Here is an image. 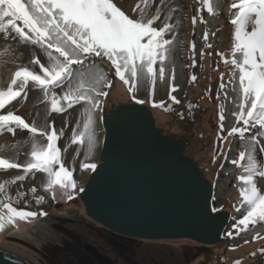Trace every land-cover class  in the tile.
I'll return each instance as SVG.
<instances>
[{"label":"rangeland","instance_id":"374dc122","mask_svg":"<svg viewBox=\"0 0 264 264\" xmlns=\"http://www.w3.org/2000/svg\"><path fill=\"white\" fill-rule=\"evenodd\" d=\"M113 2L122 8L128 7L131 2L136 3V8L130 12V18H140L143 15L146 21L157 17L153 23V27L157 29L165 23L170 25L171 31L164 34L165 39L173 42L168 46L170 51L164 62L165 76L163 80L160 79V65L157 62L154 66L157 72L154 85L146 79L144 87L137 80L134 90L129 91L130 85H125L115 76L114 66L106 57H91L84 67L73 66L72 78L56 85L47 95L30 82L20 98L0 110V114L12 111L38 129L35 134L19 128L14 133L6 130L0 132V145L3 144L0 158L21 166L0 169V184L4 185L0 191V202L11 203L17 209L37 213L35 217L27 220L17 218L15 224H6L0 231V248L20 254L35 264H49L54 254L63 251L80 253L83 260L85 259L84 264H91L86 250H83L84 244L93 245L97 250L102 248L109 255H117L112 252L118 249V244L106 240L107 231L85 214L79 198V189L84 188L92 169H83L81 164L99 162L105 133L102 115L124 103L144 101L141 104L151 109L156 126L163 133L174 135L180 142L182 140L184 153L195 161L202 176L212 183H217L213 202H223L224 209L230 213L229 220H232L228 221L229 226L223 232L228 242L199 246L187 238L145 239L141 249L164 246L169 250L168 254L161 255L163 259L154 253L149 254L155 258L153 264H264L263 259H260L263 257L261 254L264 255V222L256 223L258 225L253 228L255 232L251 233L248 239H240L238 235L243 236L241 230L250 231L252 224L247 228L243 225L233 227L247 213V205L242 203L239 195L241 182L238 177L246 174L242 165L248 161L247 155L240 161L239 153L249 151L253 138L256 141L254 159L258 165L257 171H264V132L254 126L245 132L243 138L239 133L229 135L235 124L243 127V122L237 121L234 115L240 110L242 98V93L238 90V70L235 83H230L234 66L224 62L225 59L230 61L232 58L235 29L230 20L234 18L236 10L231 9V4L238 3L239 0H212L214 14L202 8L201 0ZM17 23L23 26L22 22ZM251 27L250 24L249 31ZM6 32L0 30V90L7 89L15 71L21 67H28L40 73L39 65L32 62L35 58L45 66L49 64L47 51L42 44L26 39L12 42ZM205 32L208 34L207 39ZM237 57L240 58L239 54ZM92 62L95 64L90 65ZM96 63L103 67V73ZM90 69L105 75L106 80L99 90L106 91L108 95L98 97L101 106L93 113L96 146L89 154L86 139L84 143L74 142V133L78 136L83 131L87 104L81 101L69 107L67 102L62 100V96L70 87L73 91L86 90L89 87L87 76L81 80L77 73H88ZM126 76L130 79L128 73ZM193 76L195 80L192 79ZM108 81H111V87H108ZM180 83L184 84L179 85ZM221 84L224 85L223 88L220 87ZM173 87L175 91H171V95H174L179 103L170 98V90ZM53 93L60 100L59 107L63 111L52 110ZM234 94L238 98L240 95L239 101L234 100ZM154 103L157 106H154ZM161 103L162 107L159 106ZM221 114L224 116L223 121L220 120ZM53 124L58 134L57 146L61 151V159L65 167L72 170L77 184L71 200L59 186L48 189V177L42 171L32 170L26 173L23 170L32 159L30 153L33 143L47 145L46 136L41 135L40 131L51 132ZM233 160L240 162L233 164ZM222 164L228 165V171L224 170L221 176H217L218 167ZM21 176L24 178L17 179ZM254 179L259 190L264 192V177L256 175ZM41 211L46 215H40ZM229 232L232 233L231 236L228 235ZM234 235L236 236L233 238ZM54 262L56 260L52 261Z\"/></svg>","mask_w":264,"mask_h":264},{"label":"snow or ice","instance_id":"6c2138e0","mask_svg":"<svg viewBox=\"0 0 264 264\" xmlns=\"http://www.w3.org/2000/svg\"><path fill=\"white\" fill-rule=\"evenodd\" d=\"M201 4L208 13L214 14L212 0H201ZM231 9L236 10L234 18L230 20L235 29V43L231 50V60L225 59L224 62L234 66L230 83H235L238 70L239 92L242 93V98L240 110L234 115L237 121L243 122V127H232L229 135L239 133L243 138L245 132L254 126L264 132V0H239L238 3L231 4ZM155 19L157 17L145 21L143 15L140 18H130L113 0H0V30L7 31L11 28L23 39L43 44L49 57L47 66L38 58L32 61L39 65L40 73L28 67L15 71L7 89L0 90V110L20 98L30 82L47 95L56 85L72 78L74 65L82 68L91 57H106L114 66L115 76L125 85H130L129 91L134 90L138 78H146L154 85L157 78L154 66L157 62L160 65L159 77L163 80L164 62L170 51L168 46L173 42L164 37L167 31H171L170 25L165 23L157 29L153 27ZM18 21L22 22V27L18 25ZM195 22L194 17L193 23ZM250 24L252 27L249 31ZM207 37L205 32V39ZM126 73L130 75V79ZM77 76L81 80L87 76L89 87L76 91L70 87L62 96V100L67 102L69 107L81 101L87 104L83 131L78 136L74 133V142L84 143L86 139L87 151L90 154L96 146L93 113L101 106L98 97L108 95L106 91L99 90L106 77L91 69L88 73L78 72ZM192 79L195 80V76ZM111 86V81H108V87ZM220 87L223 88L224 85L221 84ZM171 91H175V88L170 90V98L179 103L176 97L171 95ZM59 105L60 100L53 93L52 110L63 111ZM154 106L157 105L154 103ZM159 106L162 107L163 104ZM220 120H224L223 114ZM17 128L33 134L38 132L35 126L12 111L0 114V132L6 130L14 133ZM40 134L46 136L47 145L33 143L30 153L32 159L23 170L26 173L32 170L42 171L48 177L47 188L59 186L71 200L77 184L72 170L66 168L61 159L54 124L51 132L40 131ZM255 142L253 138L247 153H239L240 161H243L246 155L248 161L242 165L246 174L238 177L241 182L239 195L242 203L247 205V213L233 226L234 228L239 225L247 228L249 224L264 222V192L259 190L254 179L256 175L264 177V171H257L258 165L254 159ZM240 161L233 160L232 163L238 164ZM20 167L19 164L0 158V169ZM96 167L95 163L81 164L83 169L95 170ZM3 188L4 185L0 184V191ZM79 191L83 192L84 189L80 188ZM211 210L216 211L214 208ZM39 214L46 215L43 211ZM36 215V212L17 209L11 203L0 202V231L6 224H15L17 218L27 220ZM228 235L231 236L232 233L229 232Z\"/></svg>","mask_w":264,"mask_h":264},{"label":"water","instance_id":"95a60500","mask_svg":"<svg viewBox=\"0 0 264 264\" xmlns=\"http://www.w3.org/2000/svg\"><path fill=\"white\" fill-rule=\"evenodd\" d=\"M96 169L79 198L85 214L112 233L141 239L187 238L214 245L228 219L213 211V186L174 135L156 126L151 109L128 102L102 115ZM64 264H77L67 254ZM0 264H35L0 248Z\"/></svg>","mask_w":264,"mask_h":264},{"label":"flooded vegetation","instance_id":"af4514ba","mask_svg":"<svg viewBox=\"0 0 264 264\" xmlns=\"http://www.w3.org/2000/svg\"><path fill=\"white\" fill-rule=\"evenodd\" d=\"M103 229H105L103 227ZM107 231L106 240H111L112 242H115L118 244V249L114 250L112 252L113 254H116V256L109 255L107 252H105L102 248L100 250H97L95 246L90 244H84V249L86 250L85 253L87 254L88 258L90 259L91 264H153L155 258L152 256H149V254H156L157 256H160L163 254H168L169 250L167 248L163 247H157V248H148L145 247L144 249H141L143 244V240L141 238H135L130 237L122 234L112 233L111 231L105 229ZM199 246H204L201 244H197ZM63 254H67L68 257H72L75 259L77 264H84L83 255L80 253H72L69 251H63L59 254H54L52 256V260L49 264H53L52 261L56 260L54 264H64V260L66 256H63ZM59 257L56 259V257ZM122 259L123 261H121ZM163 259V258H162Z\"/></svg>","mask_w":264,"mask_h":264},{"label":"trees","instance_id":"16d2710c","mask_svg":"<svg viewBox=\"0 0 264 264\" xmlns=\"http://www.w3.org/2000/svg\"><path fill=\"white\" fill-rule=\"evenodd\" d=\"M213 1H216V0H213ZM6 35H7V37L8 38H11V40H13L12 42H14V40H16V41H21L23 38L22 37H20L15 31H13L12 29H8L7 30V32H6ZM43 45V44H42ZM43 48L45 49V46L43 45ZM46 50V49H45ZM89 59H91V58H89ZM89 61V60H88ZM88 62L86 61L85 62V65L87 64ZM95 63L94 62H92L90 65H94ZM97 64V67L98 68H102V70H101V72L103 73L104 72V69H103V67H101L98 63H96ZM74 66H78V65H74ZM74 68V67H73ZM169 77V76H168ZM169 79H170V77H169ZM146 80V78H139L138 79V83L139 84H141V86H144L145 87V81ZM167 81V83H168V79L166 80ZM170 81H171V79H170ZM137 83V84H138ZM182 84H184V83H180L179 85H182ZM239 90V89H238ZM240 93V92H239ZM238 95V94H237ZM233 98H234V100L236 101V99L239 101L240 100V95H239V98L236 96V94H234V96H232ZM134 102H136V101H134ZM234 127H238L237 126V124H235L234 125ZM181 140V139H180ZM181 142H183L182 140H181ZM195 162V161H194ZM228 165L226 164V166L224 165V164H222L221 165V167H218V173H217V176H221V174H222V172L224 171V170H227L228 168ZM208 169V171H211L209 168H207ZM228 171V170H227ZM212 172V171H211ZM202 175V174H201ZM213 185H215L214 186V189H215V187H216V185H217V183L216 182H213ZM217 193H218V191H217ZM213 195H216L215 194V192H214V190H213V194H212V207L214 208L215 207V209L216 210H221V209H224V206H223V202H216L215 204H214V202H213V198L215 197H213ZM225 195V194H224ZM230 220H232V219H230ZM229 220V221H230ZM229 223V222H228ZM256 225H258V224H255V225H253V226H251V230L250 231H248V230H246V231H244V232H242V230H241V233L243 234V236L242 237H240V234L238 235L239 236V238L241 239V238H245V239H248L249 237H250V235H251V233H253V232H255V230H253V228L256 226ZM228 226H229V224H227L226 225V227H225V229L224 230H226L227 228H228ZM260 234H262V232H260ZM236 235H234L233 236V238L235 237ZM227 241H228V239H227ZM227 241H225V242H227ZM261 256H263V257H261L260 259H263V261H264V255L263 254H261ZM260 263H261V261H260ZM54 264V263H53Z\"/></svg>","mask_w":264,"mask_h":264},{"label":"bare ground","instance_id":"6f19581e","mask_svg":"<svg viewBox=\"0 0 264 264\" xmlns=\"http://www.w3.org/2000/svg\"><path fill=\"white\" fill-rule=\"evenodd\" d=\"M137 4L136 3H134L133 4V2H131V4L128 6V7H126V8H122L121 7V9L123 10V11H125V13L127 14V15H129L130 16V12H131V10L133 9H135ZM0 144H1V139H0ZM2 148H3V144L2 145H0V151L2 150ZM20 255V254H19Z\"/></svg>","mask_w":264,"mask_h":264}]
</instances>
